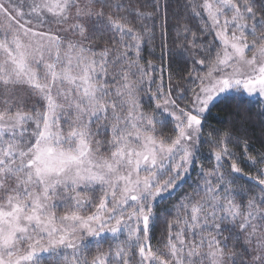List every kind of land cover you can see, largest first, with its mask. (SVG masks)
Returning a JSON list of instances; mask_svg holds the SVG:
<instances>
[{"label": "snow or ice", "instance_id": "1", "mask_svg": "<svg viewBox=\"0 0 264 264\" xmlns=\"http://www.w3.org/2000/svg\"><path fill=\"white\" fill-rule=\"evenodd\" d=\"M155 7L160 65L137 0H0V264H264V0H184L175 75Z\"/></svg>", "mask_w": 264, "mask_h": 264}, {"label": "trees", "instance_id": "2", "mask_svg": "<svg viewBox=\"0 0 264 264\" xmlns=\"http://www.w3.org/2000/svg\"><path fill=\"white\" fill-rule=\"evenodd\" d=\"M137 3L141 7V10L144 11H151L157 13L155 18L151 21H146L152 24L153 30L156 33V38L153 41L152 45L148 46L144 50V56L146 59H151L154 64L160 65L161 60L159 59L161 56V39H160V28H161V19H160V12L162 9L155 7L157 3L163 5L165 4V0H137ZM184 3V0H166L167 5V11H168V17H169V25H168V36H167V43L168 48L171 49V54H168L167 50L165 51L164 61H163V67L166 69L165 75H167V71H171L174 75L176 73L183 72V69L185 65L183 64V61L181 59L179 50L175 47V32L172 28V25L174 23V20L172 19L177 14H183L181 5ZM208 39H211V37H208ZM178 80L179 77H176ZM181 86H183V81H180ZM147 99V97H145ZM254 112L257 111V109L253 110ZM234 118L229 115L227 111L221 110L219 108L214 109L208 119V124L210 125V128H226L229 127V124L225 123V121L233 120ZM264 123V121H261V119L258 116H253V122L243 125L245 128L249 129L248 135L251 138L250 139V150L252 148L256 149L257 151L262 150L261 146V139H262V132H264V128L260 127ZM207 153V149H205V154ZM255 155V152H253ZM201 164L205 168H208L211 166L210 162L206 159H201ZM241 167L244 169L245 173H248L249 175L254 174V170L249 167L246 163L241 164ZM199 169L197 168L196 171H193L192 173V180L189 181V184L194 183L197 180V171ZM246 181L241 180L240 184L246 185ZM187 188V186H185ZM187 190H191L190 188H187ZM167 207H170L171 205H166ZM161 230H158L155 235L153 236L152 243L154 245L158 244V242L161 239Z\"/></svg>", "mask_w": 264, "mask_h": 264}]
</instances>
